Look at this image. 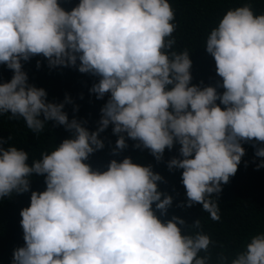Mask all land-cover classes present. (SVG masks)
<instances>
[{
  "label": "clouds",
  "instance_id": "obj_1",
  "mask_svg": "<svg viewBox=\"0 0 264 264\" xmlns=\"http://www.w3.org/2000/svg\"><path fill=\"white\" fill-rule=\"evenodd\" d=\"M177 27L170 0H79L70 11L61 0H0V65L13 73L0 83V117L23 119L37 136L50 122L70 134L31 163L10 135L0 138V200L28 193L34 175L46 185L20 211L25 243L12 264H264V231L230 256L214 251L200 218L162 220L173 198L151 165L126 157L101 171L86 162L105 147L100 136L110 125L114 156L127 139L157 162L179 145L167 168L182 170V206L202 205L215 222L223 185L245 156L242 143L255 142L256 168H264V12L245 0L210 30L204 49L222 79L216 87L192 84L190 53L175 50ZM36 56L50 69L98 78L90 93L109 98L96 130L69 119L70 97L49 101L29 83L24 64Z\"/></svg>",
  "mask_w": 264,
  "mask_h": 264
},
{
  "label": "trees",
  "instance_id": "obj_2",
  "mask_svg": "<svg viewBox=\"0 0 264 264\" xmlns=\"http://www.w3.org/2000/svg\"><path fill=\"white\" fill-rule=\"evenodd\" d=\"M245 0H170L175 12L177 30L175 50H187L192 60V84L201 87H216L222 84V79L216 74L215 61L204 49L205 40L210 30L217 25L219 19L229 8L240 6ZM257 13L264 12V0H250ZM79 0H61V6L70 11ZM39 61L40 67H37ZM28 73L29 83L43 88L48 94V100L63 102L70 97L72 104L65 106L69 119L76 118L83 121L90 130H96L101 118V108L108 100L97 99L90 93V88L98 82V78L91 74H82L73 67H57L50 69L47 60L42 56L33 57L24 64ZM12 71L0 65V83L10 81ZM222 93V87H218ZM219 103V102H218ZM78 108V111H74ZM12 137L11 144L29 152L30 160L38 159L43 151H51L70 134L63 126H56L50 122L39 136L32 133L23 119L9 120L7 116L0 117V138ZM105 147L92 154L86 161L93 169L106 170L111 160L118 162L131 157L134 163L141 166L151 165L154 172L163 177L159 183L160 191L173 198V204L162 220L177 216L192 224L200 218L204 231L218 243L215 252L234 255L241 245L252 235L264 231V168L257 170L259 158L255 156V142L242 143L245 156L238 166L235 176L223 185L219 195L221 219L212 221L209 215L202 212V205L196 204L191 208L186 204V191L181 181L182 170L169 171L167 163L170 159L179 157V145L169 151L165 150L162 161L157 162L147 149L135 147L134 141L127 139L128 147L113 155L117 136L112 133V126L101 133ZM260 145H257V147ZM255 161V162H254ZM44 178L33 176L31 190L28 193L13 194L9 198L0 200V264H12L15 249L24 246L23 229L20 221V211L30 205L31 191H44ZM157 215L160 216L159 212Z\"/></svg>",
  "mask_w": 264,
  "mask_h": 264
}]
</instances>
